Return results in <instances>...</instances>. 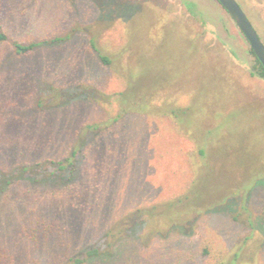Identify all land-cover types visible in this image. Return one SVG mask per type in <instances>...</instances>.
Segmentation results:
<instances>
[{
  "label": "rangeland",
  "instance_id": "rangeland-1",
  "mask_svg": "<svg viewBox=\"0 0 264 264\" xmlns=\"http://www.w3.org/2000/svg\"><path fill=\"white\" fill-rule=\"evenodd\" d=\"M184 1L195 3V15ZM236 1L264 43V0ZM10 16L13 18L9 24ZM0 22L4 26L8 23L6 28L10 34L23 40L64 34L69 30L76 32L63 45L39 48L13 61L11 72L8 70L0 81V164L29 154L54 155L75 126L101 116L99 108L90 103H76L65 111L39 113L33 120L13 114L12 109L16 107L30 106L41 80L60 86L89 84L105 92L124 87V80L113 71L114 64L104 66L96 60L88 42L91 36L105 54L110 57L116 54L124 69L132 66L128 63L131 50L133 53L138 49L139 60L132 66L140 75L138 84L151 83L158 75H170L178 81V73H183L182 85L189 87L188 55H185L184 41L173 28V22L179 23L185 29H193L198 39H202L206 55L227 66L243 91L258 98L264 107V80L250 75L253 56L248 52L249 44L217 0H0ZM151 26L152 32L154 27L160 28V32L165 30L166 37L160 40L157 29L158 39L154 38L155 35L148 32ZM9 51V45L0 43V58ZM188 97L183 92L175 95L181 105L188 103ZM240 108L238 115L227 124L233 134L231 140L238 143L246 137L257 154L263 153L264 141L260 134H264V120L251 105ZM257 115L260 118H256ZM196 150L192 139L178 129L171 118L129 115L90 149L78 188L67 193L21 195L19 202L9 204V213L5 214L13 221L17 215L24 214L59 217L66 210L69 226L74 231L77 229L78 234L87 233L97 238L99 227L106 220L118 217L115 227L126 225L129 211L155 205L153 216L125 236L126 241L139 243L131 244L122 262L133 257L138 264H215L222 258L221 254L224 260L230 257L243 243L246 233L227 216L212 215L205 220L203 234L199 227L193 228L190 237L183 235L175 239L171 238L174 232L166 234L171 218V211L165 210L166 204L187 192L202 165ZM209 166L215 172L206 180L219 184V188L225 183L237 185L248 180L241 179L248 166L235 163L231 167L222 160L211 162ZM251 167V171L256 167L258 174L264 170V165ZM259 188L263 190L262 195L253 192L249 204L254 206L262 225L244 243L240 264H264V245H261L264 186L257 185L253 191ZM98 216L103 223L95 224ZM158 232L162 237L157 236ZM113 241L108 237L103 244L106 243V250L116 253L122 238L112 247L108 246ZM204 243L213 248L212 256L205 259L198 249Z\"/></svg>",
  "mask_w": 264,
  "mask_h": 264
},
{
  "label": "trees",
  "instance_id": "trees-1",
  "mask_svg": "<svg viewBox=\"0 0 264 264\" xmlns=\"http://www.w3.org/2000/svg\"><path fill=\"white\" fill-rule=\"evenodd\" d=\"M184 4L193 15L196 14L194 2L184 1ZM12 18L9 17V24ZM173 23L174 33L184 41L185 55H188L189 87L182 85L183 73H178V81L170 75H158L151 83L138 84L140 75L133 71L132 67L139 60L138 49L135 50L138 54L135 51L132 53L131 50L128 63L132 66L124 69L117 55L110 57L105 54L96 46L94 36H91L88 42L93 55L104 66L114 64L115 75L124 80L122 89L105 92L89 84L60 86L50 80H41L30 106L12 109L13 114L25 115V118L33 120L39 113L44 115L65 111L76 103H90L99 108L101 116L75 126L72 133L60 142L54 155L45 157L29 154L0 164V264H138V260L133 257H128L127 261L122 262L123 255H127L131 250V244L139 243L126 241L125 236L145 223L149 216H153L155 205L149 208L139 206L129 211L126 225L122 226L115 227L118 217L108 219L104 223L99 216L96 217L95 224H103L99 227L95 239L87 233L78 234L77 229L74 231L72 226H69V214L66 210L62 211L59 217L54 214L52 215L56 217L51 216L52 218L47 215L39 217L24 214L17 215L13 221L7 219L8 214H5L9 213V204L19 202L21 195L67 193L78 188L90 149L127 116L133 114L171 118L178 129L192 139L197 149L196 154L202 162L187 192L166 204L165 210L171 211L166 234L174 232L171 238L175 239H180L183 235L190 237L194 227H199V231H202L200 234H203L207 224L205 220L212 218V215L227 216L231 222L244 228L246 233L243 243L230 257L224 260L221 254L219 257L222 258L214 263H242L244 243L251 239L259 229L258 226L262 225L249 201L253 192L262 195V188L256 191L253 189L257 185L264 186V170L258 174L256 167L251 171V166L264 165V152L257 154L258 151L252 148L246 137L241 138L238 143L232 141L233 134L228 131L227 124L238 115V110L240 111L243 105H251L263 121V102L244 92L229 73L227 66L218 64L215 59L206 55L202 39H198L199 36L194 34L193 29H185L179 23ZM7 26L8 23L4 26L0 22V43H6L10 47L7 55L0 58V81L7 76L8 70L11 72L10 65L13 61L24 58L39 48L63 45L76 33L69 30L64 34L23 40L19 36L11 35ZM154 28L153 32L152 26L148 31L155 35L154 38L158 39L157 29L160 40L166 37L165 30L160 32V28ZM248 52L253 56V62L249 66L250 75L264 80V67L250 47ZM120 68L122 71L118 70ZM182 92L189 96L185 105L178 104L175 99V95ZM110 106L114 108H106ZM260 117L257 115L256 118ZM260 138L264 141V134H260ZM219 160L230 164L231 167L235 163L248 166L247 170H243L244 175L241 177L248 180L237 185L225 183L222 188L215 182L208 183L209 179H206L215 172L209 165ZM113 229L116 231H112ZM158 234L157 236L162 237L160 232ZM108 237L114 239L111 245L108 244L111 247L115 241L122 238L116 253H113L112 249L106 250L107 245L103 243ZM261 245H264V239ZM198 249L204 259L212 256L213 248L208 243Z\"/></svg>",
  "mask_w": 264,
  "mask_h": 264
},
{
  "label": "water",
  "instance_id": "water-1",
  "mask_svg": "<svg viewBox=\"0 0 264 264\" xmlns=\"http://www.w3.org/2000/svg\"><path fill=\"white\" fill-rule=\"evenodd\" d=\"M217 2L234 20L244 38L247 40L254 55L264 67V43L260 39L246 12L236 0H217Z\"/></svg>",
  "mask_w": 264,
  "mask_h": 264
}]
</instances>
